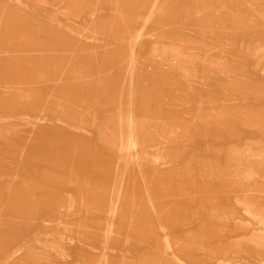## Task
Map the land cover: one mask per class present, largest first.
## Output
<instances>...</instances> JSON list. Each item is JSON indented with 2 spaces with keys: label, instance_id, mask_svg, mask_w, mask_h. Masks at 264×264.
Returning <instances> with one entry per match:
<instances>
[{
  "label": "rangeland",
  "instance_id": "1",
  "mask_svg": "<svg viewBox=\"0 0 264 264\" xmlns=\"http://www.w3.org/2000/svg\"><path fill=\"white\" fill-rule=\"evenodd\" d=\"M0 264H264V0H0Z\"/></svg>",
  "mask_w": 264,
  "mask_h": 264
}]
</instances>
